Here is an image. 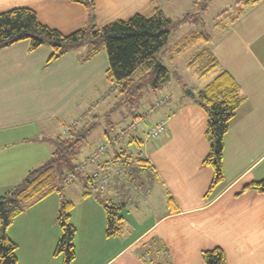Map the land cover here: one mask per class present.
Wrapping results in <instances>:
<instances>
[{
  "label": "crops",
  "instance_id": "obj_1",
  "mask_svg": "<svg viewBox=\"0 0 264 264\" xmlns=\"http://www.w3.org/2000/svg\"><path fill=\"white\" fill-rule=\"evenodd\" d=\"M204 4L207 10L208 1ZM191 6L196 9L197 1L94 0L90 21L89 10L71 0H0V14L28 8L43 25L69 35L91 25L100 30L136 14L149 16L157 8L173 20L174 13L191 11ZM220 18L222 22L215 25L222 27L221 34L214 32L209 42L194 44L200 47L193 55L206 47L217 61L202 88L176 85V79H170L175 78L173 72L163 86L169 87L163 93L165 100L160 95L153 100H142V96V107L128 113L125 120L114 119L119 131L113 132L114 123L107 120L109 132L98 124L95 128H103L102 133L87 136L75 162L84 165L76 176L81 190L77 193L71 186L74 179L63 189L69 197L77 195L70 200L74 207L69 224L75 233L74 258L69 264H203L201 252L216 247L224 252L226 264H264V192L242 191L245 185L264 178V49L255 33L244 36L238 31L235 24L241 16L234 22ZM182 38L172 51L168 48L171 61L187 50L177 49ZM87 52L86 45L76 46L48 62L52 53L48 45L30 51L29 43L22 41L0 48V195L48 160L53 140L88 127V118L91 127L101 123L100 115L115 104L117 97L104 80L105 52L82 61ZM192 73L197 80L205 77ZM221 73L236 82L242 102L223 139V180L210 188L214 172L203 165L210 150L205 136L208 116L184 91L188 87L196 95ZM135 115L145 116L146 121L130 130ZM161 121L166 132L147 138L146 130ZM105 141L109 143L106 152L94 164L85 165ZM130 162L139 164L145 173L139 193H131L134 181L123 176L127 167L131 169ZM93 173L99 175L93 181L98 187L97 180L107 178L103 191L96 190V194L121 206L117 234L106 233L107 214L101 199L83 195L84 184ZM60 202V195H48L7 228L8 238L17 245L18 264H65L64 254L56 253L62 235L57 222ZM172 208L176 212L168 213Z\"/></svg>",
  "mask_w": 264,
  "mask_h": 264
},
{
  "label": "trees",
  "instance_id": "obj_2",
  "mask_svg": "<svg viewBox=\"0 0 264 264\" xmlns=\"http://www.w3.org/2000/svg\"><path fill=\"white\" fill-rule=\"evenodd\" d=\"M89 10L92 21L94 0H71ZM261 0H240L237 5L236 18L240 17L248 5L257 4ZM186 15L179 20H172L158 8L151 15L136 14L128 20L112 22L100 30H94L93 25L86 29L63 35L57 30L43 25L36 13L28 8H16L0 14V48L8 47L18 42L27 41L30 51L42 45H48L52 53L48 62H53L60 56L71 51L74 47L86 45L88 52L82 61L88 60L100 51L107 57L108 67L104 80L115 92L117 100L108 113L113 114L115 108L128 104L137 105L141 96V82L137 75L150 74L153 76L152 89L162 88L170 78V72L159 65L157 56L166 46L172 32L187 21ZM234 19V20H235ZM233 22L232 19H230ZM211 36L204 32H191L180 40L177 45L182 52L197 42H209ZM199 77L211 73L217 66V61L211 50L203 48L187 62ZM195 102L202 106L207 113L205 136L210 144V150L203 165L213 169V185L223 180L222 150L223 139L228 131L230 120L234 117L242 99L238 95L236 82L227 73H221L199 91ZM109 115V116H110ZM98 117V116H97ZM100 118V117H99ZM85 128V129H84ZM93 127H83L69 132L66 137L53 140L54 149L46 162L40 167L27 172L22 181L12 189L0 195V264H18L16 244L7 236V228L16 217L22 214L32 204L51 194L61 196L57 222L62 235L56 246V253L64 254L65 264L74 258L73 237L75 228L69 224L70 212L74 204L63 197V186L67 178L69 183L80 175L82 164H75L82 147L87 143V136ZM89 158V157H88ZM88 162V159L84 163ZM94 178L88 177L84 184L83 195H88L94 185ZM253 189L258 193L264 192V178L245 185L242 191ZM107 214L106 233L117 234V212L121 206L114 205L100 194ZM170 206L172 203L170 201ZM176 209L168 210L175 213ZM203 264H226L224 252L216 247L201 252Z\"/></svg>",
  "mask_w": 264,
  "mask_h": 264
},
{
  "label": "rangeland",
  "instance_id": "obj_3",
  "mask_svg": "<svg viewBox=\"0 0 264 264\" xmlns=\"http://www.w3.org/2000/svg\"><path fill=\"white\" fill-rule=\"evenodd\" d=\"M195 1H197V8L196 9L193 10L194 6H191L189 8L191 11H184L183 14H182L183 11H180V12L174 13L173 16H175V17L171 16L172 18H175L173 20L176 21L179 18H182L183 16L189 15L187 17V21H185L184 24L183 23L180 24L172 32L166 46L164 47V50L158 54L157 60H158L159 65L164 66L165 68L168 69V71L170 72V75H172V73L175 72V78H173L171 76L170 79L172 81H175V79H176V85H177V82H180V84H183V85L185 84V85L191 87L193 90H198V89L202 88V86H204L205 81L208 79L207 78L208 76H205L203 79L197 80L196 76L192 73V70H191L192 68H190V67L187 68L186 63L191 58V56H193V54L199 49L200 46H194L193 45L190 49H187L185 52H183L181 54H177V56H174L172 61L168 58V55H167L168 54V48H170V51H172L174 43H176V41L178 39H180L181 37L187 36V33L189 31L204 32L206 34H213L215 32V34L218 33V36H219L221 34L220 31L222 30L221 26L223 24L220 26L221 28H219V27L217 28L215 24L222 22V19L220 17H222L223 19L229 18L228 20L232 19L233 22L237 21L238 18L235 19L236 15H237V12H236L237 5H235V3L240 1V0H207L208 1L207 10L203 9V7L204 8L206 7V4H204V2L207 3L206 0H195ZM243 1H245V0H243ZM247 14H248L249 20H247V18H246ZM240 16H241V18L235 24L238 27V31L244 36H247L249 34L248 32L255 33L256 36L259 38V40H258L259 44L258 45L264 49V0H261L259 5H256L254 7H253V5L247 6L241 12ZM247 21L253 22V24H250L249 22L246 24H242V23L247 22ZM229 22H231V21H229ZM227 35L228 34H225L226 37H227ZM198 45H200V44H198ZM259 54H261V52H259ZM137 77H139V79H140L139 81L141 82V90H142V96H143L142 100H153L159 95H160L161 99L165 100V94H163V93L166 91H169V87L165 86V87H162L158 90H153L152 89V82H153V76L152 75L139 73L137 75ZM185 90L191 91V89L188 87ZM113 94H115V92H113ZM142 96H141V98H142ZM159 98L157 100H159ZM100 102H101V100H100ZM131 103H132V101H130L128 104H125L124 106L121 105V107L118 106L117 108H115V110H114L115 114L112 115L111 118H108L110 113H104V114L100 115L99 119H100L101 123H97L93 126V129L88 134V137L91 136L90 138H93L96 136V134L102 133L103 128H104V131L109 132L110 128L109 127L107 128V126H106L107 120H111L114 123V126L111 128L113 130V132L119 131V129L121 127L119 125H117V122L116 123L114 122V119L121 117V120H125L126 119L125 116L128 113L130 114V112H132L133 110H136V109L143 106L142 102H141V104H139L140 100H139L138 104L135 106L132 105ZM88 124L91 125L90 118H88ZM98 124H102L103 128L101 129L100 127H98V129H96L95 127ZM84 127H86V126L84 125ZM91 143H93V142H91ZM128 152L130 153L131 149H128ZM129 166L131 167V169H129V167H127L126 171L123 173V176H124V178H126L128 180L130 178L132 180V182L134 181L135 187L131 190V193H132V191L139 193L140 190L138 188L142 186V184L144 183V179H146L145 173H144L143 169L139 167V164H136L135 162L129 164ZM24 177H25V175H24ZM74 180L75 181L71 186L77 188V193H78V191L81 190L78 188V186L80 187L79 180H78V178L77 179L75 178ZM21 181L22 180H20V182ZM95 186H93L92 189L90 190V193H89L90 195L95 196L96 190L103 191V190H100L98 186H96V187ZM14 187H12V188H14ZM65 187H67V182L64 184L63 189ZM12 188L4 189V190L6 191V190H9ZM5 191H3V193ZM110 191H112V190H110ZM106 192H107V190L104 193H106ZM118 192H121V189H119ZM122 193L123 194H121V195H125L126 191H124ZM107 194L109 195L110 193L108 192ZM53 195H56V194L54 193ZM63 195L66 196L67 200H75V198H77L76 193L70 194L71 197H69V195L65 194V193H63Z\"/></svg>",
  "mask_w": 264,
  "mask_h": 264
},
{
  "label": "built area",
  "instance_id": "obj_4",
  "mask_svg": "<svg viewBox=\"0 0 264 264\" xmlns=\"http://www.w3.org/2000/svg\"><path fill=\"white\" fill-rule=\"evenodd\" d=\"M146 121V117L145 116H140V115H136L135 117L132 118L131 121V125L129 127L130 130H137L140 127H142V125L145 123ZM166 132V124L164 121H161L157 124H155L154 126L148 128L145 132V136L147 138H157L159 136H162L164 133ZM113 140V138L111 139V141ZM109 147V143L107 141H105L103 144H101L100 146L97 147V149L89 156L88 158V163L89 164H94L97 161V158L102 155L104 152H106V150ZM98 174L97 173H93L92 177L94 179L98 178ZM71 180V178H67V181L69 182ZM99 182V183H98ZM97 184L99 185V188L102 190L104 189L105 185L107 184V178L106 176H101L98 180H97Z\"/></svg>",
  "mask_w": 264,
  "mask_h": 264
},
{
  "label": "water",
  "instance_id": "obj_5",
  "mask_svg": "<svg viewBox=\"0 0 264 264\" xmlns=\"http://www.w3.org/2000/svg\"><path fill=\"white\" fill-rule=\"evenodd\" d=\"M184 94L187 95L188 97H191V98L195 97V95L190 90H185Z\"/></svg>",
  "mask_w": 264,
  "mask_h": 264
}]
</instances>
